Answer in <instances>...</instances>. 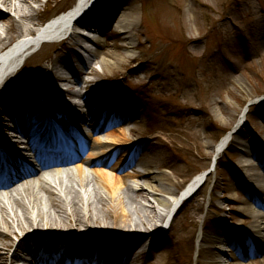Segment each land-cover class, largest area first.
<instances>
[{
	"label": "rangeland",
	"instance_id": "1",
	"mask_svg": "<svg viewBox=\"0 0 264 264\" xmlns=\"http://www.w3.org/2000/svg\"><path fill=\"white\" fill-rule=\"evenodd\" d=\"M74 1L39 0L35 6L44 21ZM135 5L138 24L129 31L130 37L120 33L123 26L106 28L92 67L111 75L102 85L118 89L125 106H134L140 116L139 134L156 139L145 148L163 164L156 169L171 172L179 191L195 175L209 171L217 140L245 119L229 155H220L218 169L210 170L205 184L179 209L159 242L147 241L150 253L136 264H264V104L249 106L264 94V0H137ZM107 7L119 10L120 4ZM86 29L78 26L81 39H71L75 50ZM46 45L26 59L18 73L19 85L38 87L46 72L42 67L70 52L62 43ZM110 52L123 57L112 70L101 62ZM49 114L55 116L52 109ZM136 125L126 122V132ZM131 184L138 185L133 180ZM90 192L91 199L97 198ZM153 206L168 211L149 194L138 197L133 210L161 226L151 212ZM7 242L0 239L1 246ZM13 252L12 248L9 254Z\"/></svg>",
	"mask_w": 264,
	"mask_h": 264
},
{
	"label": "bare ground",
	"instance_id": "2",
	"mask_svg": "<svg viewBox=\"0 0 264 264\" xmlns=\"http://www.w3.org/2000/svg\"><path fill=\"white\" fill-rule=\"evenodd\" d=\"M48 1L57 3L60 0ZM35 2L39 0H0V22L4 23L3 27L0 26V52L11 46L16 39L24 37L0 56V80L4 82L0 86V239L8 240L0 245V264H21V261L37 263L38 257L41 259L39 262H44L48 255L47 248L56 244L65 257L54 262L55 264H96L100 260L111 261L107 264H136L140 260L138 256L134 260L127 257L124 261L118 255L119 252L126 256L130 254L129 247L134 246L136 252L148 240L152 239L157 243L160 237L154 231L160 224L143 219L138 210H133L138 197L149 194L158 205L167 208V213L159 212L154 206L151 209L154 218L161 223L167 218L164 225L166 228L173 222L182 196L197 187L202 175H195L178 191L172 173L156 169L163 164L159 162L157 155L145 149L149 144H154L156 139L142 137L138 126L128 133L125 130L126 123L116 124L113 114L124 110L121 114L123 116L128 106H125L118 89L110 90L102 85L104 80L113 77L103 75L92 67L98 52L85 61L70 46V42L73 38L81 39L78 26L89 29L100 16L105 21L106 16L110 15L107 5L115 3L120 4L119 11L123 9L120 13L123 25L120 26L124 27V38L128 39L129 31L138 24L135 18L137 0L102 1L99 6L104 9L94 13L90 11L93 0H82L78 7L67 9L49 19L48 25L37 38L25 37L35 34L37 26L43 22L44 15L35 6ZM84 10H89L90 13L80 17L73 27L70 39L62 41V44L69 46L70 52L56 55L48 66L42 67L46 69L52 94L44 89L43 80L38 84L43 89V94H31L26 89L24 93L20 86H27L18 84L19 72L16 76L8 74L23 60L24 55H19L25 54L24 46L29 42L39 43L41 37L43 39L64 30ZM35 19H39V23L33 22ZM100 33L102 32H97ZM97 34L94 36L100 38ZM80 45L93 48V45L87 43ZM46 46L49 48L50 45ZM81 47L79 46V52L84 56L90 52ZM122 58L116 53H107L101 57L102 67L112 70L115 64L122 62ZM82 83L84 86L80 90L75 88ZM47 107H53L55 116L52 117L62 124L63 130L79 134L74 123L83 131L90 130L82 141H71L77 150L78 161L73 162L68 158L69 163L54 167L59 163V157H67L68 151L64 146L65 141L62 140V144L58 140L54 143L55 138L47 134ZM105 110L112 112L109 121L104 116ZM106 121L109 123L107 128L103 125ZM19 137L24 138L20 140ZM37 142L43 145L41 150L37 147ZM225 142L224 138L221 144L214 146L213 157L221 155L222 151L219 150ZM40 156L44 158L43 161ZM9 161L18 162L22 171H16L20 170L19 166H11ZM31 163H38L39 167H35V164L32 166ZM251 175L254 176V173ZM139 179L143 184H139ZM132 180L138 185L131 184ZM90 191L97 198L91 199ZM136 213L138 218H135ZM200 237L198 246L202 248L205 237L203 231L200 232L199 239ZM17 238L19 242H16ZM102 240L112 243V258H108L110 244ZM82 242L87 243L86 247L81 246ZM35 247L40 250V254ZM12 248L14 252L10 255ZM92 248L98 249L100 253L103 251L101 258ZM85 255H88L86 259ZM55 256L58 257L56 254Z\"/></svg>",
	"mask_w": 264,
	"mask_h": 264
},
{
	"label": "trees",
	"instance_id": "3",
	"mask_svg": "<svg viewBox=\"0 0 264 264\" xmlns=\"http://www.w3.org/2000/svg\"><path fill=\"white\" fill-rule=\"evenodd\" d=\"M228 152V151H227Z\"/></svg>",
	"mask_w": 264,
	"mask_h": 264
}]
</instances>
